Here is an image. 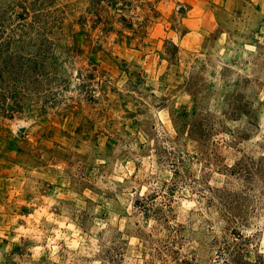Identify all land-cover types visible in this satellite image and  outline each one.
Here are the masks:
<instances>
[{
    "label": "rangeland",
    "instance_id": "obj_1",
    "mask_svg": "<svg viewBox=\"0 0 264 264\" xmlns=\"http://www.w3.org/2000/svg\"><path fill=\"white\" fill-rule=\"evenodd\" d=\"M243 258L264 263V0H0V264Z\"/></svg>",
    "mask_w": 264,
    "mask_h": 264
},
{
    "label": "trees",
    "instance_id": "obj_2",
    "mask_svg": "<svg viewBox=\"0 0 264 264\" xmlns=\"http://www.w3.org/2000/svg\"><path fill=\"white\" fill-rule=\"evenodd\" d=\"M144 200V199H143ZM143 200H139L138 201V205H142V206H145V203H144V201ZM146 208V207H145ZM238 261V264H245V263H248V262H246L247 260H244V258L243 259H240V260H237ZM225 264H230V262H229V259H227L226 261H225ZM237 264V263H236ZM257 264H260V263H257ZM264 264V263H263Z\"/></svg>",
    "mask_w": 264,
    "mask_h": 264
}]
</instances>
